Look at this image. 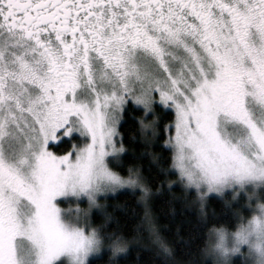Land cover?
<instances>
[{"label": "snow or ice", "instance_id": "6c2138e0", "mask_svg": "<svg viewBox=\"0 0 264 264\" xmlns=\"http://www.w3.org/2000/svg\"><path fill=\"white\" fill-rule=\"evenodd\" d=\"M138 111L144 147L167 132L161 171L201 201H261L209 238L231 264H264V0H0V264L126 251L79 205L101 209L98 196L125 187L150 199L138 171L109 166Z\"/></svg>", "mask_w": 264, "mask_h": 264}, {"label": "trees", "instance_id": "16d2710c", "mask_svg": "<svg viewBox=\"0 0 264 264\" xmlns=\"http://www.w3.org/2000/svg\"><path fill=\"white\" fill-rule=\"evenodd\" d=\"M141 115L138 111L123 117L120 134L125 152L120 153L117 160H111L110 165L122 176H127L130 168L138 171L145 178L151 197L146 202L139 190L133 194L131 188H122L100 199L102 208L89 212L90 226L122 236L126 251L114 255L105 244L99 255L89 259V264H213V258L204 251L209 229L220 226L226 216H232L233 224H238L240 217L245 221L253 213L247 209L261 201H249L243 193L233 199L230 192L224 196L207 194L201 201L194 189L180 182L178 174L168 175L161 171L171 167V152L164 150L167 132L163 138H153L149 146L144 147L136 120ZM173 118L166 116L159 120L158 117V120L163 126ZM76 141L68 140L57 153L69 151ZM160 158L167 163H161ZM232 259L233 264H241L240 257Z\"/></svg>", "mask_w": 264, "mask_h": 264}, {"label": "clouds", "instance_id": "9594fccd", "mask_svg": "<svg viewBox=\"0 0 264 264\" xmlns=\"http://www.w3.org/2000/svg\"><path fill=\"white\" fill-rule=\"evenodd\" d=\"M216 237L213 235L209 238L207 245L204 249L205 254L211 256L213 258V264H231V258L229 257L227 260L223 257V255L215 248ZM248 264H258V259L255 254H252L248 258Z\"/></svg>", "mask_w": 264, "mask_h": 264}, {"label": "rangeland", "instance_id": "374dc122", "mask_svg": "<svg viewBox=\"0 0 264 264\" xmlns=\"http://www.w3.org/2000/svg\"><path fill=\"white\" fill-rule=\"evenodd\" d=\"M173 131H174V130H173ZM167 136H168V133H167ZM117 139L119 140L120 137H118ZM75 143H77V141H76V142H72V145L75 144ZM71 147H72V146H71ZM61 155H62V154H61ZM119 156H120V153L117 155V158H109V166H110V167H111V165H110V161H111V160H117ZM111 168H112V167H111ZM113 170H114V169H113ZM114 171H115V170H114ZM125 188H127V187H125ZM119 189H122V188H118L115 192H117ZM259 191H260L259 188H257V189H256L257 194H259ZM115 192H109V193L106 194V196L111 195V194H114ZM240 193L246 194L247 197H248V193H247L246 191H245V192H240ZM207 194H216V193H207ZM217 195H219V194H217ZM102 197H105V194H101L100 196H98V198H97V199H98V203H99V201H100V199H101ZM69 206H70V205H69L68 203H65V204H62V205H61L62 208H68ZM75 206H76L75 203H73V204L71 205V207H73V208H74ZM79 206H80L81 209H87V210H88V212H87V219H88L89 212L92 211V210H94V209L96 208L95 206L89 208L88 201H87L86 198H84L83 203H80ZM252 215H255V212H253ZM252 215H251V216H252ZM251 216H249V217L245 220V222H247V220H248ZM90 225H91V224H90ZM92 227H93V226H92ZM233 230H234V229H233ZM102 249H104V246L101 247V249H100L99 252L92 254V255L89 257V259L92 258V257H94V256L99 255V253L102 251Z\"/></svg>", "mask_w": 264, "mask_h": 264}]
</instances>
